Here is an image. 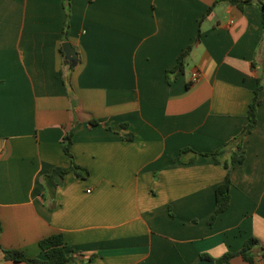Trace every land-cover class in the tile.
<instances>
[{"label":"crops","instance_id":"obj_1","mask_svg":"<svg viewBox=\"0 0 264 264\" xmlns=\"http://www.w3.org/2000/svg\"><path fill=\"white\" fill-rule=\"evenodd\" d=\"M68 21L77 64L61 51ZM263 34L256 0H71L70 17L65 0H0V246L45 259L39 241L63 232L66 264H197L254 236V263L224 264H264V87L213 224L227 170L201 153L247 124ZM72 128L90 176L69 171L60 185L52 173L71 164ZM0 264L28 263L0 249Z\"/></svg>","mask_w":264,"mask_h":264},{"label":"trees","instance_id":"obj_2","mask_svg":"<svg viewBox=\"0 0 264 264\" xmlns=\"http://www.w3.org/2000/svg\"><path fill=\"white\" fill-rule=\"evenodd\" d=\"M236 2L240 7H243L244 4L249 3L253 0H232ZM261 9V17L263 22V31H264V0H256ZM65 6L67 8L68 16L71 15V0H65ZM69 21L66 24L63 40H69ZM201 36V32L199 33L198 39ZM263 42H264V34H263ZM192 49V45H190L184 52H182L178 58L176 65L167 70L166 77L169 83H172L179 75L185 72L186 60ZM61 51L64 54L63 46L61 45ZM65 59V58H64ZM76 65H73L70 70H73ZM70 74L65 76V80L69 83ZM264 87V75H261L257 81V87L255 89V96L249 105L248 111V122L243 128V130L230 138L224 145L216 149L215 151L201 152L202 154H209L214 157L217 163L223 165L227 172L224 181L219 184L216 188V206L215 209L209 219V223L213 224L216 220L217 216L224 210H226L230 205L231 200V186H232V169L236 164L244 162L246 158V152L244 149V139L246 135H248L258 123V105L261 102L260 99V91ZM92 123H97L96 119L92 120ZM130 137H132L130 135ZM74 141V129H69L62 141V146L64 151L68 154L71 159V164L69 166H56L53 171V176L57 179L58 183L61 185L62 180L65 174L69 171H73L77 176L87 178L90 176V170L87 167H84L76 162L74 154L72 152V145ZM188 150H193L191 147H185L181 149V155L187 152ZM1 223H0V233H1ZM40 247L46 254L45 259H41L39 257H33L27 255L20 249L17 248H9L3 249L0 246L4 253V258L6 260L13 261H24L28 264H66L70 260H72L74 255V250L66 249L65 236L63 232H55L46 237H43L39 241ZM259 244V240L256 237L248 238L243 247L238 251H229L222 255L219 258L215 259L216 264H224L230 263L231 259L237 255H241L245 260L254 263L255 255L254 248ZM204 257V256H202ZM196 264V263H194Z\"/></svg>","mask_w":264,"mask_h":264},{"label":"water","instance_id":"obj_3","mask_svg":"<svg viewBox=\"0 0 264 264\" xmlns=\"http://www.w3.org/2000/svg\"><path fill=\"white\" fill-rule=\"evenodd\" d=\"M63 50L66 56V60L72 64H77L78 62V52L71 41L63 42ZM197 264H216L214 259L202 258Z\"/></svg>","mask_w":264,"mask_h":264},{"label":"built area","instance_id":"obj_4","mask_svg":"<svg viewBox=\"0 0 264 264\" xmlns=\"http://www.w3.org/2000/svg\"><path fill=\"white\" fill-rule=\"evenodd\" d=\"M200 80V73L198 70H193L191 74L190 81L191 83H196Z\"/></svg>","mask_w":264,"mask_h":264}]
</instances>
